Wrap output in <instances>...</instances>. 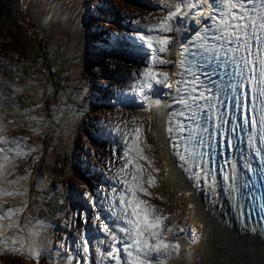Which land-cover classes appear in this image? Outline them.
Returning a JSON list of instances; mask_svg holds the SVG:
<instances>
[{
	"label": "snow or ice",
	"instance_id": "1",
	"mask_svg": "<svg viewBox=\"0 0 264 264\" xmlns=\"http://www.w3.org/2000/svg\"><path fill=\"white\" fill-rule=\"evenodd\" d=\"M157 5L162 7L152 10L161 18L150 22L146 32L124 38L135 52L150 49L153 67L139 74L134 91L160 106L156 86L172 90L163 93L171 97L164 106L170 109L168 133L179 166L213 206L223 212L227 203L258 234L249 221L259 216L264 229V0H157ZM173 32L182 38L175 85L166 73L154 71L165 63L158 53L172 43L161 34ZM69 111L65 126L80 110ZM98 123L101 135L112 134L109 125ZM141 132L136 128L119 139L113 155L123 163L109 168L93 193L83 194L93 211L91 217L81 215L74 240L46 243L41 236L50 227L47 220H35L29 228L20 223L23 208H0V252L19 254L33 264H90L94 247L105 264H166L178 246L165 242V229L173 232L167 217L139 198L150 196L139 162L151 166L140 146ZM4 133L0 127V198L26 194L4 184L14 161L36 150L6 140ZM26 179L18 176L7 183ZM155 183L149 175L147 185Z\"/></svg>",
	"mask_w": 264,
	"mask_h": 264
},
{
	"label": "rangeland",
	"instance_id": "2",
	"mask_svg": "<svg viewBox=\"0 0 264 264\" xmlns=\"http://www.w3.org/2000/svg\"><path fill=\"white\" fill-rule=\"evenodd\" d=\"M153 6H159L157 0H15L7 5L0 3V127L5 129L6 140H20L23 147L36 149L14 161L10 168L11 175L4 184L5 188L21 193L26 190V194L14 197L5 195L0 198V208H23L20 223L27 224L29 228L35 220H47L50 227L41 236L46 243H58L61 237L74 240L77 230L81 228V215L91 217L93 209L88 204L86 209L77 206L82 208L77 210L72 194L79 191L93 193L108 174V169L118 168L123 163L113 155L116 143L125 134L130 137L134 129L140 128V146L151 166L144 161L139 162L144 169L146 190L150 193V196L139 195V198L167 217L165 223L173 226V232L168 233L165 229V242L178 246L166 264H228V261L237 264L240 261L230 254L225 255V259L211 255V251L219 256L226 251L214 249V241H220V237L212 239L210 247H207L205 223L197 210L198 206L173 183L168 155L161 149L163 145L159 143L156 129L161 105L158 107L140 99L146 106L142 105L140 110L127 108L123 114L115 117L112 111H107L103 106L95 108L92 99L97 94V86L101 88L98 92L102 96L107 80L90 83L89 74H93L96 67L107 65L111 68V65L110 58H106L103 64L100 59L98 66L97 63L92 66L93 50L88 44L95 46L93 43H99L96 39L98 35H105L102 29H110L108 36L117 34L123 38L130 35L126 28L135 29L130 31L133 36L146 32L141 29L142 25L149 27L150 22L158 21L162 15L153 11ZM106 12L109 15L113 12L114 17L107 19ZM92 17H95V21ZM96 25L103 26L99 29L101 33H89L90 30L95 31ZM90 34L94 36L90 38ZM161 35L170 38L172 43L164 53H158L165 63L156 64L154 71L166 73L169 82H172L171 71L176 67L175 55L182 38L175 32ZM85 49L92 53L87 54L84 62L82 53ZM132 50L136 56L141 53L135 52L134 48ZM149 52L143 62L138 57L137 77L145 67H153ZM137 80L131 89L133 97L129 102L135 103L139 97V93L134 91L139 86L140 81ZM93 83L95 86L91 88L90 84ZM156 87L162 103L163 99L160 98L164 88L162 85ZM124 100V103L128 101ZM110 105L113 107V104ZM74 109L80 110L78 117L65 126V117L70 115L69 110ZM92 120L96 121V125L103 122L111 127L112 134L109 135L115 137V143L107 150L100 149L99 146L104 143L92 136L93 129L82 133L85 124ZM82 150L89 158H86L87 164L84 157L81 158L84 154ZM119 154V150H116V155ZM83 165L90 166L92 179L82 178L80 170L86 175L85 169H88ZM149 175L154 178L155 186L147 185ZM18 176H27V179L12 185L7 183ZM76 212L77 215H74ZM55 222L59 223L57 229L53 225ZM190 238L194 241L193 245ZM229 245L223 243V248ZM104 247L106 245H101V248ZM97 259L105 264L104 257ZM0 264H33V261L2 251Z\"/></svg>",
	"mask_w": 264,
	"mask_h": 264
},
{
	"label": "bare ground",
	"instance_id": "3",
	"mask_svg": "<svg viewBox=\"0 0 264 264\" xmlns=\"http://www.w3.org/2000/svg\"><path fill=\"white\" fill-rule=\"evenodd\" d=\"M106 15L108 16L109 14L106 13ZM132 30L134 31L135 29L130 28L128 35L131 34L130 31ZM146 53L148 54V48L145 47L143 49V52L141 51L140 53L142 62L146 60L145 58H147ZM164 91L167 93L170 92L171 89L169 90L164 88ZM164 91L162 92L163 101L159 108L158 118L156 117L157 119H159L156 128L158 131L159 143L165 146L163 151L166 152L165 155L168 154L172 158L171 162L170 160H168L169 161L168 164L170 165L169 168H172L169 174L174 181L173 182L174 185L178 190L187 193V195H189L188 197L192 199V202L198 206L197 210L199 211L200 217L205 223L204 228L208 238L206 240L207 247L208 246L210 247L209 242L212 239H215L216 236H219L221 240L214 241V249L226 250L225 252H223L222 256H219V254H215V252L213 251L210 252L211 255L214 258L225 259L224 256L230 254L232 257H235L240 261L237 264H243L242 262H246V263L248 262L250 264H264L263 263L264 262L263 233L258 232V234H253L252 229L250 227H247L245 224L239 226L233 215L230 213L228 215L227 212L229 209V205L227 203L225 204L223 212H221L220 210H218V208L213 206L210 203V200L206 198L205 194L201 193L194 186L192 180L189 178V175L179 166L180 165L179 162L176 159H174V157L172 156V153L170 152V148H169L170 141L168 140V136H167L168 120L170 118L168 113L170 109L164 106L165 102L171 99V97L163 95V93H165ZM97 126L99 128V125ZM108 146H113V143H105L104 145H101L103 150H107ZM86 166L87 165H83V168H85ZM89 167L90 166H87L88 168L87 172L92 177L93 175L91 174L92 172L89 171ZM100 178L102 177L100 176ZM102 179H104V177ZM78 197L80 198L79 195ZM77 206L79 205L76 202L75 207ZM223 243H228L230 245L228 247L223 248ZM228 264H234V263L232 261H228Z\"/></svg>",
	"mask_w": 264,
	"mask_h": 264
},
{
	"label": "trees",
	"instance_id": "4",
	"mask_svg": "<svg viewBox=\"0 0 264 264\" xmlns=\"http://www.w3.org/2000/svg\"><path fill=\"white\" fill-rule=\"evenodd\" d=\"M15 0H8V1H2L0 0V3H2L3 5H7V4H11V2H13ZM9 2V3H8ZM7 3V4H5ZM147 8H145L146 10ZM0 14H1V10H0ZM102 16H105V14H102ZM159 16V15H158ZM108 17L110 18V16L108 15ZM93 18V17H92ZM92 18H88V20H92ZM95 18V17H94ZM93 18V21H95ZM102 29V28H101ZM134 29V28H133ZM110 29H102V32L105 33L104 36L99 35L98 39L99 42L101 44H95V46H93L92 44H88V46L90 48H92L93 53L91 51H88L87 49L83 50V61L85 62L84 59H86L87 54L90 55L91 53L93 54V59L92 62V66H95L97 63L98 66V62L100 63L102 61V64L105 62L106 58H110V64L113 68L106 66H103L102 68H98L96 67V69L94 70L93 74H89L90 79V83L94 82L95 80H100V82H104L105 80H107V85H106V91H104V93H102V100H112L114 101L115 97L114 94L116 93H112V91L115 90L118 92H122L124 89H129V87H134L137 78H136V74H137V64L134 61L133 55L134 53H132V46H130V43H128L123 36L120 37H116V39L114 40V43L112 41H109V31ZM130 28H126V31L129 32ZM93 32V34H96V31H89ZM99 32V31H98ZM94 36L90 34V38ZM84 44V43H83ZM122 50V51H120ZM97 52V55H94V53ZM139 57L141 58V56L139 55ZM101 59V61H100ZM142 60V58H141ZM101 66V65H100ZM91 88L94 87V83L93 85H91ZM124 88V89H123ZM92 99H97V97L95 95L92 96ZM99 101V100H98ZM97 103V101H96ZM84 126V124H83ZM87 126L89 128H92L98 135L100 138V140H102L103 142H108L110 140L109 138V134L107 136V134L101 135L100 132L98 131V127L96 125V121L93 120V122H88V124H85V129L82 131V133H84V131H88ZM110 143V142H108ZM76 155V153H75ZM81 156V153H80ZM82 156L84 157V160L87 164V160H86V154ZM81 156V158H82ZM89 159V158H87ZM88 166V165H87ZM83 173V170L81 171ZM78 194L80 195V198L78 197ZM73 197L77 200V204H79L80 207H82V205H85V200H83V196L80 193H73L72 194ZM75 201V200H74ZM191 239V238H190ZM55 243V242H53ZM191 245L194 244L193 239H191L190 242ZM171 259H168V261H170Z\"/></svg>",
	"mask_w": 264,
	"mask_h": 264
},
{
	"label": "water",
	"instance_id": "5",
	"mask_svg": "<svg viewBox=\"0 0 264 264\" xmlns=\"http://www.w3.org/2000/svg\"><path fill=\"white\" fill-rule=\"evenodd\" d=\"M3 1H8V0H3ZM263 233V235H264V232H262ZM263 240H264V236H263Z\"/></svg>",
	"mask_w": 264,
	"mask_h": 264
}]
</instances>
